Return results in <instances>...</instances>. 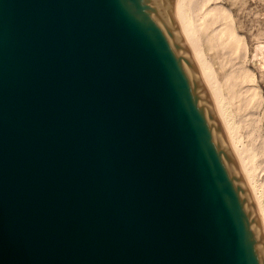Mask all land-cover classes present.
<instances>
[{"label": "water", "instance_id": "1", "mask_svg": "<svg viewBox=\"0 0 264 264\" xmlns=\"http://www.w3.org/2000/svg\"><path fill=\"white\" fill-rule=\"evenodd\" d=\"M0 264H264L177 0H0Z\"/></svg>", "mask_w": 264, "mask_h": 264}, {"label": "bare ground", "instance_id": "2", "mask_svg": "<svg viewBox=\"0 0 264 264\" xmlns=\"http://www.w3.org/2000/svg\"><path fill=\"white\" fill-rule=\"evenodd\" d=\"M219 1L220 0H177L178 26L192 52L203 82L211 95L218 119L226 132L232 152L246 179L264 229V182L262 184L260 181L262 184L260 187L263 188L262 192L257 190L255 184V176L258 175H256V158L259 149L264 147V135L262 132V145L257 144V147L252 144L250 145L251 142L249 145L244 144L241 134L239 133V125L241 123L242 125L244 123L246 124L245 127L250 129V133L259 129L260 124L257 126V118L259 117L260 119V116L256 114V109L262 107L263 96L259 91L254 71L244 65L245 44L242 40L241 34L237 30L239 28L238 24V28L235 26L236 20L234 22L233 17L235 13L232 14L231 10V6H236L237 4H231L229 7ZM232 1L230 2L232 3ZM240 2L241 3L239 4L244 3L243 0ZM258 35L260 34L258 33ZM204 43H207L209 50H212V48L216 50L215 55L219 58L220 66L223 69V78L221 80L218 79L215 69L205 53ZM259 45H261V43ZM255 56H257V54H255L254 57ZM263 57L264 56H262L261 59H263ZM262 65L264 66V64ZM234 100H237L238 102L233 104L232 101ZM233 105L237 111V113H235L238 114L239 112L237 115L239 117L238 121H235L233 117L234 114L231 110ZM259 110H261V108ZM262 112H264V110H262ZM259 136L260 134L257 138H259ZM252 140L254 139H251L250 141ZM257 141H259V139L256 140V143H258ZM262 151L260 150V154H263ZM260 156H258V158ZM262 164H264V162ZM258 168H260V165ZM256 182L258 183L257 180Z\"/></svg>", "mask_w": 264, "mask_h": 264}, {"label": "rangeland", "instance_id": "3", "mask_svg": "<svg viewBox=\"0 0 264 264\" xmlns=\"http://www.w3.org/2000/svg\"><path fill=\"white\" fill-rule=\"evenodd\" d=\"M230 1H232V0H220L219 2H221L222 4H224L226 6H229V7H230L231 4H237L236 6L235 5L231 6V10H232V14L235 13L233 15L234 22L236 20L235 26H236V28L239 27L237 30L241 34L242 40H243V42L245 44L244 65H246L248 68H251L254 71V73L256 75V81H257V84L259 86V91H260L261 95L263 96V103H262L263 104L262 105L263 108L260 107L261 110H259L260 108L256 109V114L258 116H260V119L257 116L258 117L257 118V120H258L257 121V126H258V124H260L259 129H256L257 131L254 130V132H253L254 134L250 133L251 132L250 129L245 127L246 124L243 121L244 124L242 125V123H241L239 125V133L241 134L242 141H243L244 144L249 145V143L251 142L250 145L251 144L254 145V146H257V144L258 145H262L261 141H263V140H261V139H262V137L264 135V112H262V110H264V66L262 64H264V57H263V59H261V58H262V56H264L263 55L264 54V41H263L264 40V0H254V1L253 0H243L244 3H242V4H239V3H241L240 1H242V0H233L235 2L232 1V3ZM237 1H238V3H237ZM238 5H239V8H238ZM241 5L244 6V10H243V6H241ZM232 8H235V9L237 8V9L235 10V9H232ZM237 24H238V27H237ZM258 33L260 35H258ZM256 41H258V42H256ZM261 41H263V42H261ZM258 43L259 44L261 43V45H259ZM255 47H258L259 49L255 48ZM204 49H205L206 55L210 59V62L212 64L213 68L215 69V72H216V75H217L218 79L221 80L223 78V69L220 66L219 58L217 57V55H215L216 50L213 49V48H212V50L211 49L209 50L208 47H207V43H204ZM255 51H257V52H255ZM255 54H257V56L254 57ZM254 58L255 59L259 58V59L255 60ZM258 67H260V68H258ZM235 102H238V101L237 100L236 101L235 100L232 101L233 104H235ZM229 103H230V101H229ZM231 110H232V113L234 114L233 115L234 120L238 121L239 117L237 115L239 114V112H238V114H236L237 111L235 110V106L234 105L231 107ZM257 111L260 112V113H258ZM247 130H249V131H247ZM260 131H261V133H260ZM262 132H263V135L261 136ZM259 134H260V136H259V138H257V136ZM253 136H255V137H253ZM255 138H256V140L259 139V141H257L258 143H256ZM251 139H254V140H252L254 143L252 141H250ZM263 139H264V137H263ZM263 144H264V141H263ZM263 148L264 147H262V149L260 148L259 149V153H258V156L261 155L263 157L260 156L258 158V156H257V158H256L257 169H258V171L256 169V175L257 174L258 175L255 176V184H256L257 190L259 192L260 191L262 192L263 188H261L260 186L264 182V164H262L264 162L263 161L264 160V149ZM255 149L258 151V149L256 147H255ZM260 150L261 151L263 150L262 151L263 154H260ZM259 165H260V168H258ZM256 180L258 181L259 184L256 182ZM260 181H261L262 184L260 183Z\"/></svg>", "mask_w": 264, "mask_h": 264}]
</instances>
